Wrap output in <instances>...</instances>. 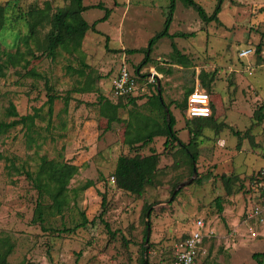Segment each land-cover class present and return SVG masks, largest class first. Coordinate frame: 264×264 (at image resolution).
Listing matches in <instances>:
<instances>
[{
    "label": "rangeland",
    "instance_id": "1",
    "mask_svg": "<svg viewBox=\"0 0 264 264\" xmlns=\"http://www.w3.org/2000/svg\"><path fill=\"white\" fill-rule=\"evenodd\" d=\"M49 1L54 10L66 5L62 0H0L6 20L0 32L2 48L25 51L21 37L28 33L27 11L43 7ZM211 14L217 0H194ZM263 0H223L219 22H203L197 12L175 1L169 33L193 32L194 35L161 37L153 45L145 64L144 49L149 40L163 30L170 0H83L84 5L101 3L82 13L99 32L87 30L81 44L84 67L78 53L61 49L54 59L30 42L27 62L10 66L0 77V119L9 121L6 108L13 104L19 114L32 108L46 110V81L52 92L60 95L54 101L51 123L37 119V131L30 142L20 125L0 134V248L11 251L6 260L12 264H173L174 244L194 229V220L204 221L206 253L201 264H256L252 255L264 251V225L256 226L245 219L249 207L247 188L256 170L264 166V7ZM49 29L47 21L39 26L43 40ZM172 42L189 58L180 65L172 56ZM259 47V48H258ZM244 48L253 52L238 55ZM124 62L140 74L155 69L161 95L175 117L178 137L187 143L191 135L185 127L186 107L183 101L189 88L203 89L212 99V119L193 139L190 149L197 159L189 160L179 146H164L165 137L156 136L143 147L129 148L123 142L125 120L130 109L148 113L128 98L109 126L94 106L97 92L110 97L111 80ZM67 66L82 68L90 74L95 89L73 92L79 80ZM33 69L43 78L27 75ZM200 70H216L210 89L202 87ZM153 87L146 86V91ZM150 91V92H151ZM64 96H69L68 105ZM92 100V101H91ZM259 117V118H258ZM94 121L92 125L89 123ZM82 132L86 133L83 134ZM74 139L78 146L72 147ZM76 145V144H75ZM72 147V148H71ZM159 153L158 169L152 182L140 195L122 190L111 181L119 155ZM67 159L79 166L68 184L70 204L62 213L47 216L43 224L32 223L37 192L25 175L9 165L23 164L34 170L39 156ZM195 170V172H194ZM227 178V180H223ZM89 180L92 185L84 188ZM181 183L184 185L179 186ZM102 196L105 213L100 218ZM221 198L222 210L215 199ZM149 209L145 211V208ZM249 209V208H248ZM150 214V217H147ZM86 218L88 222L72 229ZM93 220V221H92ZM107 224V226H106ZM249 226L258 230L256 237ZM148 233V240L146 236Z\"/></svg>",
    "mask_w": 264,
    "mask_h": 264
},
{
    "label": "trees",
    "instance_id": "2",
    "mask_svg": "<svg viewBox=\"0 0 264 264\" xmlns=\"http://www.w3.org/2000/svg\"><path fill=\"white\" fill-rule=\"evenodd\" d=\"M69 1L66 5L58 6L54 10L52 4L49 1H45L43 7H37L27 11L28 33L21 37L22 42L27 46L25 51L17 47L14 51H9L2 48L0 41V77L4 76L6 70L10 66H16L22 64V61L27 62L26 55L31 52L30 42H34L46 56L54 59L61 49L69 54L78 53V60L84 66L88 67L84 62V57L81 50L82 40L87 30L99 32L95 25L101 21H105L104 18L108 15L109 9L106 11V15L93 21L91 24L86 21L82 13L92 7H101V3L84 5L83 0H62ZM175 1L170 0L168 5V11L164 22L163 30L156 33L148 42V46L144 49L129 50L130 53L145 51L148 53L144 58L142 64H145L149 59V53L153 45L161 37H174V36H189L194 35L193 32H175L169 33V24L172 20L173 12L175 10ZM186 6H191L203 20L208 22L210 20H216L219 22L218 14L221 10L223 0H217L216 6L211 14H207L205 9L194 0H181ZM264 7V3L262 1ZM6 9L3 4L0 3V32L5 25ZM43 21H47L49 29L46 32L44 39L41 40L38 37L39 26ZM172 56L180 65L189 64V58L186 54L182 53L176 45L172 42ZM259 48V47H258ZM140 66L136 67V75L140 82L145 81V75L140 74ZM67 71L76 72L78 76H84V78L73 88V92H91L95 89L94 82L91 79V75L84 73L82 68H74L67 66ZM27 75L36 78H43L42 74L36 72L33 69L27 70ZM217 71L200 70L198 74L199 81L202 87L210 89V86L215 80ZM47 99L45 101L46 110L41 108H32V111L26 114H19L13 104H9L6 108V116L10 117L9 121L0 119V134L8 132L10 129L20 125L24 129V134L27 136L28 141L33 140L34 132L37 131V119H47L48 123H51L54 114L53 106L54 101L60 98V95L52 92V87L48 86L46 81ZM148 87H153L152 91L149 90L142 96L123 95L118 98L108 97L99 90L97 92L94 106L97 107L98 114L106 119L107 126L110 125L118 118V110L124 106L119 101L120 98H128V103H133L138 99H143L142 106L148 111L144 114L136 109H130L128 112L129 118L125 120L124 138L123 142L129 148L131 147H143L151 143L156 136L165 137L164 146L178 145L179 149L186 154L190 168H193V163L197 159V152L190 149V144L193 143V139L200 135L203 125L212 119V112L208 117H193L186 119L185 127L191 138L187 143H184L177 135L175 129V117L169 109L170 104L166 103L161 95V90L158 92L157 84L153 82L148 84ZM160 89V87H159ZM151 91V92H150ZM193 91V88L186 90L183 101L178 103L181 107H186L187 95ZM207 92V91H206ZM210 96V95H209ZM64 103L67 106L69 96H64ZM211 110L212 99L210 96ZM168 110V116L166 114ZM259 118V117H258ZM159 153L151 151L146 155H119L115 163V169L113 176L116 179V184L122 190L129 193L140 195L145 186L152 182V178L158 169ZM9 165H12L16 171L25 175L26 179L31 182L32 187L37 192V200L31 218L32 223L43 224L46 221L47 216L62 214L70 204V198L68 195V184L70 180L77 174L79 166L72 163L67 159L47 158L45 155L39 156V163L34 170L27 169L23 164L16 166L15 160L8 158ZM264 167V166H262ZM261 168V167H260ZM255 171L251 175L250 183L247 188V192H250L252 186L259 181V170ZM225 178H223L224 180ZM227 180V178L225 179ZM93 181L89 180L84 185V188L92 185ZM105 197L102 196V210L99 213L101 218L105 213L104 208ZM216 205L219 210H222L221 198L215 199ZM149 209V206L145 208V211ZM150 217V214L147 216ZM93 221V220H92ZM88 220L83 218V221L75 225L74 228H64L63 231H74L78 227L84 226ZM107 226V224H106ZM189 233V232H188ZM187 233V234H188ZM186 234V235H187ZM184 235V236H186ZM183 236V237H184ZM11 246L6 247V250L0 248V264H12L6 260L7 255L11 251ZM256 264H264V251L256 252L252 255ZM141 264H148L145 258L141 257ZM174 263V260H173Z\"/></svg>",
    "mask_w": 264,
    "mask_h": 264
},
{
    "label": "built area",
    "instance_id": "3",
    "mask_svg": "<svg viewBox=\"0 0 264 264\" xmlns=\"http://www.w3.org/2000/svg\"><path fill=\"white\" fill-rule=\"evenodd\" d=\"M264 3V0H263ZM251 48L241 49L238 53L240 57L251 54ZM145 81L140 82L138 75L130 71L124 62L121 63L119 70L114 74L111 80L110 96L118 98L123 95L142 96L147 93L146 86L159 79L156 71L146 74ZM211 102L208 92L198 87L194 88L187 95L186 99V116L208 117L210 116ZM114 182V176H111ZM249 197V209L244 212L245 219L260 227L264 225V167L259 170V181L252 186ZM194 229L184 236L180 237L174 244V263L173 264H200L199 258L206 253L203 246L204 221L202 219L194 220ZM248 231L252 237H256L258 230L254 226H249Z\"/></svg>",
    "mask_w": 264,
    "mask_h": 264
},
{
    "label": "crops",
    "instance_id": "4",
    "mask_svg": "<svg viewBox=\"0 0 264 264\" xmlns=\"http://www.w3.org/2000/svg\"><path fill=\"white\" fill-rule=\"evenodd\" d=\"M152 69V71H156L155 69H153V68H151ZM156 73L158 74V77L160 78L162 75L161 74H159L157 71H156ZM146 75V74H145ZM92 101V100H91ZM95 101V100H94ZM96 107V106H95ZM97 108V107H96ZM94 123V121H92L91 122V124L89 123L88 125H92ZM83 134H86V133H84V132H82ZM79 143V142H78ZM78 143L74 140V139H72L71 140V143H70V145L72 146V147H75V146H78ZM76 144V145H75ZM71 147V148H72ZM73 163L74 164H76L77 162L76 161H73ZM204 238H205V236H204ZM204 238H203V246L205 245L204 244ZM205 247V246H204ZM206 248V247H205ZM207 249V248H206ZM203 256V255H202ZM202 256L199 258V261H200V264H201V258H202Z\"/></svg>",
    "mask_w": 264,
    "mask_h": 264
},
{
    "label": "water",
    "instance_id": "5",
    "mask_svg": "<svg viewBox=\"0 0 264 264\" xmlns=\"http://www.w3.org/2000/svg\"><path fill=\"white\" fill-rule=\"evenodd\" d=\"M157 88H158V92H160L158 80H157ZM166 114L168 116V110L167 109H166ZM194 172H195V170H194ZM182 185H184V183H181L179 186H182ZM147 240H148V233H147V236H146V241Z\"/></svg>",
    "mask_w": 264,
    "mask_h": 264
}]
</instances>
